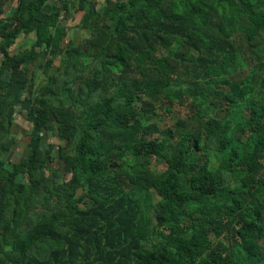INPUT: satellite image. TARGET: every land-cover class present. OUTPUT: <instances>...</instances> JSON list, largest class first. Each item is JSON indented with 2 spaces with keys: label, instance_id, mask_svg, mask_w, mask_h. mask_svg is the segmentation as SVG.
Here are the masks:
<instances>
[{
  "label": "trees",
  "instance_id": "1",
  "mask_svg": "<svg viewBox=\"0 0 264 264\" xmlns=\"http://www.w3.org/2000/svg\"><path fill=\"white\" fill-rule=\"evenodd\" d=\"M96 5L19 0L2 24L0 264H264V0Z\"/></svg>",
  "mask_w": 264,
  "mask_h": 264
},
{
  "label": "crops",
  "instance_id": "2",
  "mask_svg": "<svg viewBox=\"0 0 264 264\" xmlns=\"http://www.w3.org/2000/svg\"><path fill=\"white\" fill-rule=\"evenodd\" d=\"M98 5L94 6L95 10L101 9V4H104L106 0H97ZM51 2L54 4L56 0H51ZM18 3L19 0H0V70L3 65V62L7 58V55L5 51L2 50V44H3V35L1 34V27L3 23H6L10 19H12L18 9ZM51 8L50 5L46 7L48 10ZM106 11H104V14ZM83 15V12H78L75 14V19H70L68 21V25L76 26L79 20ZM75 28V27H74ZM78 28V27H77ZM35 34L34 32H21L16 40L14 41L13 45L7 49L8 53L16 54L18 52H21L22 50L32 46V44L35 41ZM30 74L32 76V80H36V86L38 85V60L36 61L35 65L30 66ZM36 86L33 88L36 90ZM1 93V90H0ZM27 94H29V91H27ZM32 122L28 119L27 110L22 108L21 106H18L17 111L15 113V120L11 129V136L15 137V143L13 144V147L11 150L6 151L3 155V159L5 162H7V166H9V163L13 161L19 160L22 156L20 155L21 150L25 149L26 147V153L23 155H26L29 151L28 144L31 139L32 135Z\"/></svg>",
  "mask_w": 264,
  "mask_h": 264
},
{
  "label": "rangeland",
  "instance_id": "3",
  "mask_svg": "<svg viewBox=\"0 0 264 264\" xmlns=\"http://www.w3.org/2000/svg\"><path fill=\"white\" fill-rule=\"evenodd\" d=\"M75 30L80 31V32H78L79 34L77 36H79V35H84L85 36L86 35L85 33H82L81 30H80V27H78V28H74L73 30L70 31V36H74L73 33H76ZM58 65H59V63H58ZM246 72H247L246 70H243L242 74L245 75ZM191 76L192 75H190L188 77L192 78ZM45 78H46V76H45V74H43L42 70L38 69V82H42V80H44ZM173 109H174V112L177 115L185 116L188 113V104H186V103L185 104H180L178 102H175V105H174ZM175 119H176V117L165 116V115L161 114L160 112H159V115H157V116H155V118H153V120L157 121V123L159 124V126L161 128L172 127L173 124L175 123ZM48 143L50 145L51 150L53 151L52 152L53 155L56 156L60 140L58 138H56L54 135L50 134V138L48 139ZM25 153H26V147H25V149L21 150L20 155L23 156V154H25ZM57 166H60L61 168L64 167L63 163H59V162L57 163ZM153 197H154V201L155 202L160 198L159 195L157 193H155V192H154Z\"/></svg>",
  "mask_w": 264,
  "mask_h": 264
},
{
  "label": "built area",
  "instance_id": "4",
  "mask_svg": "<svg viewBox=\"0 0 264 264\" xmlns=\"http://www.w3.org/2000/svg\"><path fill=\"white\" fill-rule=\"evenodd\" d=\"M64 18V12L62 13V15L60 16V19H63Z\"/></svg>",
  "mask_w": 264,
  "mask_h": 264
}]
</instances>
